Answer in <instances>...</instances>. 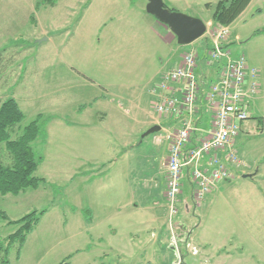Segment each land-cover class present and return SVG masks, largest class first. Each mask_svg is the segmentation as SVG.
Returning <instances> with one entry per match:
<instances>
[{
	"label": "rangeland",
	"instance_id": "374dc122",
	"mask_svg": "<svg viewBox=\"0 0 264 264\" xmlns=\"http://www.w3.org/2000/svg\"><path fill=\"white\" fill-rule=\"evenodd\" d=\"M39 1L0 0V101L14 96L26 114L13 137L39 117L47 134L45 142L41 138L33 142L43 159L36 175L44 182L18 195L0 194L3 246L19 228L3 214L15 221L45 210L20 255L18 243L11 247L10 264H264V0H252L230 25L228 36L233 40V56H246L250 67L258 69L259 92L251 105L252 117L242 123L238 138L246 164L235 167V176L225 181L221 192L209 194L196 207L191 195L183 193L172 222L165 201L162 241L152 251L144 244L129 243L135 236L127 234V217L110 221L122 225L117 234H111L110 222L90 232L88 208L95 204L101 214L104 202L117 208L123 198L113 180L117 175L124 179V154L129 149L117 144H124V134L130 142L136 139L127 118L133 113L127 111L122 96H132L129 85L139 81L141 65L153 66L155 57L159 64L161 58L166 63L170 54L187 45L177 37L170 45L162 43L150 27L152 22L142 16L156 18L148 12V0H59L55 6L42 3L37 8ZM217 1L164 3L170 10H186L207 23L213 18V8L207 4ZM205 36L189 47L198 51ZM201 69L211 75L207 65L201 63ZM95 97L100 100L93 104ZM100 110L108 111L106 118ZM103 127L106 140L93 139L92 132ZM153 136L144 137L149 155L155 149ZM0 156L9 162L4 143ZM102 160H111L110 175L105 182L91 185L96 164ZM181 221L190 227V247L182 242ZM141 234L151 238L152 231L144 229Z\"/></svg>",
	"mask_w": 264,
	"mask_h": 264
},
{
	"label": "built area",
	"instance_id": "2783aa9c",
	"mask_svg": "<svg viewBox=\"0 0 264 264\" xmlns=\"http://www.w3.org/2000/svg\"><path fill=\"white\" fill-rule=\"evenodd\" d=\"M212 24H207L205 32L211 43L208 66L221 69L207 92L203 94L200 87L198 51L194 48L188 49L181 63L166 70L151 89L158 114L180 122L179 127L155 136L156 143L166 140L169 145L165 196L171 222L184 193L185 168L191 167L192 199L200 205L220 182L235 176V167L246 164L238 138L242 123L252 116L251 105L259 92L258 69L250 67L246 56H233L227 48L229 25Z\"/></svg>",
	"mask_w": 264,
	"mask_h": 264
},
{
	"label": "crops",
	"instance_id": "0c3cea01",
	"mask_svg": "<svg viewBox=\"0 0 264 264\" xmlns=\"http://www.w3.org/2000/svg\"><path fill=\"white\" fill-rule=\"evenodd\" d=\"M164 1V0H163ZM178 9V8H177ZM181 13H185L186 10H176ZM187 14V13H185ZM193 17L199 18V16L195 14H187ZM149 22H152L150 25L151 29L156 33V35L162 40V43L165 42V45H170L173 41H175L176 36L170 31V28L164 23L160 22L156 18L153 17H145L147 15H142ZM150 16V15H149ZM203 20V18H200ZM204 21V20H203ZM213 22V20H209L207 23ZM205 24H207L204 21ZM158 29H161L163 32H159ZM163 33V34H162ZM198 42V41H196ZM233 43L232 39H227L226 46L230 49V45ZM195 44V43H193ZM189 46H182L179 52H175L174 54H170L167 57L168 61L166 63L163 62V58H161V64L157 57H155V64L153 66L145 67L141 65V70L137 74V78L139 81L136 84L129 85V90H133L132 96L125 95L122 96L123 100L126 101V104L129 105L127 111L130 113L132 110L133 115L127 117L130 123V129L132 133V138L136 139L130 142L126 134L123 135L124 144H117V148L120 146H126L127 152L124 154L125 162L123 163L125 169L124 179L121 180V176H114L113 183L115 187L118 189V196L123 195V198L120 200L117 210L113 211L115 208L110 206L106 202H104L102 206L101 214H98V206L93 204L89 206V214L90 216L86 220V225L90 229V232L97 231L100 227L105 226L107 222L116 219L126 218V221L130 224L127 234L129 236H135L131 238L129 243L135 246L137 243L139 245L144 244L149 251L155 250V246L159 241H162L160 236H162L163 229L165 223L161 226V221L165 215V207H166V174H165V163L168 157V141L163 140L161 143H156L155 136L152 138V144H155V149L152 155H149L148 151L144 149V137L141 136L142 133L150 129L153 126L159 125L161 127L160 132H165L168 129L177 128L180 125V122L177 118H166L158 114L153 106L154 96L152 95L151 89L153 85H155L159 80L163 73L181 63L184 53L190 48ZM178 53V54H177ZM157 59V60H156ZM141 62H144L141 60ZM152 63V62H151ZM170 63L171 66H168ZM151 67V68H150ZM153 67V68H152ZM153 69V70H152ZM204 73L201 69V65L198 68V74ZM126 86H128L126 84ZM100 100L99 97H95L93 100V104ZM106 108V107H105ZM101 116L106 118L108 115V111L100 110ZM106 115V117L104 116ZM101 118V117H100ZM206 122V120H204ZM128 125V124H127ZM127 127L124 128V132ZM106 129L99 128L96 132H92L93 139L99 141L106 140L105 133ZM133 143L136 144V148L130 150V145ZM111 163V160H102L100 163L96 164L99 167L94 169L97 171L92 174V178H90L91 185L96 184V182H105L103 181L110 175V169L108 165ZM101 164V165H99ZM101 169V171H99ZM108 169V170H107ZM103 173V174H100ZM164 173V176H160V174ZM245 174V173H244ZM228 181V180H227ZM99 182V183H101ZM225 181L219 183L218 187L211 193L216 194L217 192H221L223 188V184ZM120 185V187H119ZM191 180L188 181L187 177L184 179V193L187 195L190 192ZM188 196V195H187ZM216 197V195H214ZM188 204V203H185ZM188 207L191 205H187ZM163 208V209H162ZM193 210V207L189 210L190 213ZM188 211V210H187ZM121 213L123 216H114V214ZM141 215L143 220L139 219L137 216ZM180 217V216H179ZM141 221V222H140ZM113 222H110L108 226L111 229V234L119 233L118 227H122V225L116 226ZM163 227V228H161ZM146 230V232L152 231L151 238L141 234V230ZM153 229H157L153 231ZM180 229L183 232L184 239L182 242L186 243L188 247L192 246L189 242L192 233L190 232V227L184 221H181ZM157 231V232H156ZM143 235V236H142ZM198 249V248H197ZM149 262L150 259H149Z\"/></svg>",
	"mask_w": 264,
	"mask_h": 264
},
{
	"label": "trees",
	"instance_id": "16d2710c",
	"mask_svg": "<svg viewBox=\"0 0 264 264\" xmlns=\"http://www.w3.org/2000/svg\"><path fill=\"white\" fill-rule=\"evenodd\" d=\"M42 1L37 2V8H40L42 3L55 6L59 0ZM251 2L252 0H218L214 4L208 3L207 6L213 8L212 20L217 25H231ZM165 7H167L166 4ZM210 49V40L205 38V43L198 50L199 67L201 63L208 66ZM208 68L210 69V76L205 72L200 75L198 74L203 94L207 92L211 84L218 78L221 69L218 65L214 67L208 66ZM25 117V112L14 96H9L0 101V145L5 144L8 158L10 159L9 162H5L0 156V194L3 195H18L29 188L37 189L45 180L36 175V171L43 159L33 147V142L37 139L41 138L44 142L47 140V134L40 124V117L24 127L17 137H13L18 125L22 123ZM191 172V167L185 168L184 179L187 177L188 181H190ZM193 188L191 181L190 197L193 196ZM44 213L45 210L39 213L33 211L15 221L9 220L8 216L3 214L5 219L10 223L18 224L19 228L15 233L6 238L4 246L0 242V259L2 264H10L8 253L15 243L19 244L18 255H20L28 235L34 230Z\"/></svg>",
	"mask_w": 264,
	"mask_h": 264
},
{
	"label": "water",
	"instance_id": "95a60500",
	"mask_svg": "<svg viewBox=\"0 0 264 264\" xmlns=\"http://www.w3.org/2000/svg\"><path fill=\"white\" fill-rule=\"evenodd\" d=\"M148 12L160 22L167 25L176 35L181 45H189L201 38L206 31V24L200 18L193 17L165 7L163 0H148ZM161 130L159 125L148 129L142 136L146 137ZM253 174H244L250 177Z\"/></svg>",
	"mask_w": 264,
	"mask_h": 264
}]
</instances>
